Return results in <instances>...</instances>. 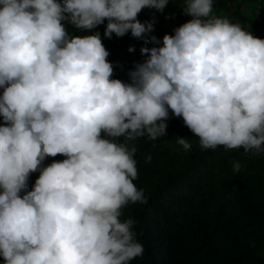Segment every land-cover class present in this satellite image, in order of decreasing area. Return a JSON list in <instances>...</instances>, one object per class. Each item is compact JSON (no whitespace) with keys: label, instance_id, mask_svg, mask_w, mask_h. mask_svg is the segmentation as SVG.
I'll list each match as a JSON object with an SVG mask.
<instances>
[{"label":"clouds","instance_id":"clouds-1","mask_svg":"<svg viewBox=\"0 0 264 264\" xmlns=\"http://www.w3.org/2000/svg\"><path fill=\"white\" fill-rule=\"evenodd\" d=\"M168 0H0V255L4 264H129L143 254L121 209L146 203L128 141L166 135L169 109L204 149L264 152V39L185 0L192 17L142 47L147 59L111 79L97 32L72 36L64 21L145 44ZM129 51H134L129 48ZM102 133L104 137H102ZM108 137V138H105ZM124 137L125 142L114 139ZM177 143L185 151V138ZM67 159L39 168L46 157ZM151 162V157L146 158ZM40 171L26 191L32 172ZM240 170V163L233 164ZM25 191L22 197L20 193Z\"/></svg>","mask_w":264,"mask_h":264},{"label":"trees","instance_id":"trees-1","mask_svg":"<svg viewBox=\"0 0 264 264\" xmlns=\"http://www.w3.org/2000/svg\"><path fill=\"white\" fill-rule=\"evenodd\" d=\"M184 7L185 0H168L162 12L145 7L138 13L141 23L154 21L153 30L144 35L157 37L159 44L138 46L130 31L107 38V19L91 30L62 23L72 36L98 32L109 53L106 59L113 66L111 79L130 83L128 73L148 58L141 48L162 46L165 34L174 35L175 28L192 19ZM211 15L264 39V0H212ZM130 47L134 51L130 52ZM165 123V136L156 140L141 136L127 142L136 148L133 159L138 176L133 183L147 198L146 203L129 202L121 209V222L135 221L132 230L144 249L129 264H264V152L222 145L204 149L183 118L170 109ZM178 138L187 139L191 149L185 151ZM109 139L125 142L124 137ZM149 156L150 163L146 162ZM65 159L59 154L46 157L39 168ZM236 162L240 163L238 172L233 170ZM39 176V170L29 175L26 191L33 190ZM24 194L22 191L20 196ZM0 264H4L2 255Z\"/></svg>","mask_w":264,"mask_h":264},{"label":"rangeland","instance_id":"rangeland-1","mask_svg":"<svg viewBox=\"0 0 264 264\" xmlns=\"http://www.w3.org/2000/svg\"><path fill=\"white\" fill-rule=\"evenodd\" d=\"M213 16H216V17L222 18V17L219 16V15H213ZM135 41H136V43H137L138 46H142V45L145 44L144 39H141V38H136ZM138 54L140 55V52H138Z\"/></svg>","mask_w":264,"mask_h":264}]
</instances>
